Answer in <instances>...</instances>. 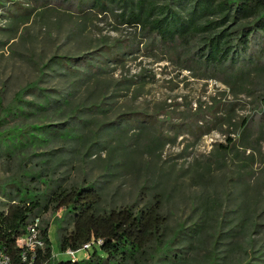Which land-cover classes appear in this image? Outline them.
Masks as SVG:
<instances>
[{
	"label": "rangeland",
	"instance_id": "obj_1",
	"mask_svg": "<svg viewBox=\"0 0 264 264\" xmlns=\"http://www.w3.org/2000/svg\"><path fill=\"white\" fill-rule=\"evenodd\" d=\"M0 1V117L19 92L37 85L54 97L71 93L65 113L75 111L81 121L88 122L76 150H71L74 144L70 141L48 132L39 133L37 142H25L22 148L9 149L13 146L8 142L5 151L0 149V211H6L18 186L44 191L58 184L69 188L93 182L102 187L107 210L134 204L142 207L159 194L168 218L166 240L180 228L186 233L207 219L212 236L206 232L193 239L183 232L173 244L170 256L184 253V264H209L212 257L215 264H245L252 249H261L263 236L252 230L229 236L239 215L264 223V187L260 193L253 188L243 192L242 184L235 181L238 169L242 163L247 166V161L231 156L226 166L205 170L219 144L226 145L229 138L239 144V125L244 119L260 116L263 107L254 98L259 94L257 86H252L255 94L247 86V94L236 95L220 81L199 78L183 69L175 57L150 47L140 29L118 26L101 16L83 18L55 0L47 8L27 0ZM19 5L32 14L19 10ZM117 41L129 46L123 59L98 61L97 67L103 70L98 76L83 73L82 67L71 74L55 63L59 59H92L105 54V45ZM123 79L129 83L122 84ZM108 83L105 89L102 84ZM25 101L41 102L34 94H28ZM23 109L18 116L8 117L0 132L66 122L57 109L25 104ZM133 114L144 122L134 121L133 116L128 132L109 129L122 116ZM229 117L232 124L227 122ZM142 123L146 134L136 137ZM151 136L159 137L163 147L157 151L150 147ZM251 169L254 174L243 180L252 185L262 179V163L257 161L248 171ZM242 201L247 210L239 209ZM205 209L214 220L207 218ZM62 216L63 211L57 215L47 212L40 219V228L49 227L57 258L61 256L54 224ZM62 227H68L67 223ZM217 229L221 233L215 235ZM206 247L214 251L211 258ZM77 257L86 254L80 252ZM255 263L264 264V255ZM160 264H170V260Z\"/></svg>",
	"mask_w": 264,
	"mask_h": 264
},
{
	"label": "trees",
	"instance_id": "obj_2",
	"mask_svg": "<svg viewBox=\"0 0 264 264\" xmlns=\"http://www.w3.org/2000/svg\"><path fill=\"white\" fill-rule=\"evenodd\" d=\"M35 7L47 8L53 0H27ZM56 3L73 9L83 18L99 16L113 20L118 26H127L135 30L140 29L142 35L150 42V47L175 57L180 66L202 79H214L230 87L237 95L247 94V86H257L258 98L263 111L256 119H244L239 125L240 141L229 138L226 145L219 144L210 156L205 170L209 172L212 166L217 169L227 165L231 156L242 161L235 181L243 186V192L253 188L258 193L264 187V0H55ZM2 2L0 1V5ZM19 10L22 7L17 6ZM27 15L32 14L31 9H22ZM129 47V46H128ZM124 42L117 41L106 46L105 54H96L92 59H77L75 61L59 59L55 63L70 71L78 73L77 68L84 72L101 74L103 71L97 62L121 61L128 48ZM101 50L100 52H102ZM99 56V58H98ZM102 59V60H101ZM75 63L76 67H72ZM77 64V65H76ZM108 72L111 69H107ZM122 84L129 83L123 79ZM132 82V81H131ZM37 84V83H36ZM110 83L102 86L107 89ZM28 94H34L38 105L26 103ZM255 94V93H254ZM71 93L59 94L54 97L37 85H33L19 92L14 103L3 110L0 125L8 118L18 116L23 112V105L35 106L41 110L57 109L66 122L58 125H30L24 128H11L0 132V149L22 148L26 144L37 142L39 133H53L65 141L74 144L71 150H76L84 138L87 121L75 111L65 113L70 105ZM100 106V105H99ZM95 106V107H99ZM134 121L144 122L137 114L125 115L109 129L128 132L132 117ZM232 124V119H227ZM140 126L136 137L146 134L144 123ZM104 128H107L104 126ZM37 137V138H36ZM16 142V143H15ZM149 146L155 151L163 147L159 137L151 136ZM3 151V152H4ZM153 151V153L155 152ZM250 152L246 155V152ZM8 154V153H6ZM257 161L262 163L261 178L251 182L243 178L253 175L250 166ZM247 168V171H246ZM6 211H0V254L8 256L12 264H160L169 261L170 264H184L185 254H173L172 246L184 227L176 231L166 240L168 218L163 213V200L155 194L142 207L138 205H125L107 210L104 207L103 189L95 183L73 185L69 188L58 184L54 188L37 191L29 187H19ZM211 208H209L210 210ZM240 210H247V203L241 202ZM63 211V216L56 219L55 228L58 236V251L60 257L53 254L52 242L49 237V227L40 228L42 249L31 252L27 247L18 245L17 241L27 233L28 226L42 215L53 212L57 215ZM208 219L215 218L205 209ZM225 216V213H222ZM249 215H251L249 213ZM68 220H65V219ZM66 222L68 227L63 228ZM211 225L207 219L199 223L185 234L192 238H199L208 232ZM231 234H245L251 232L263 236L261 249L250 252L251 259L245 264H256L257 258L264 255V223H257L252 216H238V222L230 229ZM220 231L217 229L215 235ZM221 233V231L219 232ZM215 235L213 237H215ZM100 241L99 244H96ZM202 244L205 245V242ZM85 258L72 259L64 254L68 250L79 251L86 245ZM207 249V247H206ZM214 251L207 249L206 255L212 257ZM213 258V257H212ZM211 258L209 264H215Z\"/></svg>",
	"mask_w": 264,
	"mask_h": 264
},
{
	"label": "built area",
	"instance_id": "obj_3",
	"mask_svg": "<svg viewBox=\"0 0 264 264\" xmlns=\"http://www.w3.org/2000/svg\"><path fill=\"white\" fill-rule=\"evenodd\" d=\"M17 243L18 245L27 247L31 252H35L38 249H42L44 247V243L41 240V235H40V220L37 219L34 222H32L27 228V233L23 237L19 238ZM99 243L100 241H98L96 244ZM90 248H91V244H88L79 251L68 250L64 255L71 257L72 259H78L77 255L80 252L86 253V250ZM0 264H12V263L8 256L4 254H0Z\"/></svg>",
	"mask_w": 264,
	"mask_h": 264
}]
</instances>
